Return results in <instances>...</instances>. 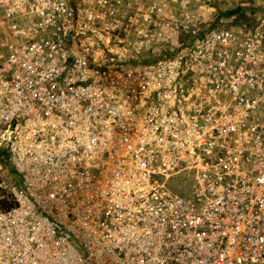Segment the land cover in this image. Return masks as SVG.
I'll return each mask as SVG.
<instances>
[{"label":"built area","instance_id":"built-area-1","mask_svg":"<svg viewBox=\"0 0 264 264\" xmlns=\"http://www.w3.org/2000/svg\"><path fill=\"white\" fill-rule=\"evenodd\" d=\"M201 0H0V264H264V15Z\"/></svg>","mask_w":264,"mask_h":264},{"label":"rangeland","instance_id":"rangeland-1","mask_svg":"<svg viewBox=\"0 0 264 264\" xmlns=\"http://www.w3.org/2000/svg\"><path fill=\"white\" fill-rule=\"evenodd\" d=\"M201 4L214 6L218 13L229 14L233 25H254L264 15V0H201Z\"/></svg>","mask_w":264,"mask_h":264},{"label":"trees","instance_id":"trees-1","mask_svg":"<svg viewBox=\"0 0 264 264\" xmlns=\"http://www.w3.org/2000/svg\"><path fill=\"white\" fill-rule=\"evenodd\" d=\"M232 13V11H228V12H226V14H231ZM8 206V204L4 201V200H0V208H6Z\"/></svg>","mask_w":264,"mask_h":264}]
</instances>
